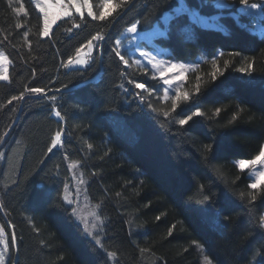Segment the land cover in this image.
Segmentation results:
<instances>
[{
	"label": "trees",
	"instance_id": "trees-1",
	"mask_svg": "<svg viewBox=\"0 0 264 264\" xmlns=\"http://www.w3.org/2000/svg\"><path fill=\"white\" fill-rule=\"evenodd\" d=\"M90 2L98 16L102 0ZM227 2L235 7L217 10L225 31L194 27L190 37L173 31L155 38L175 60L202 57L181 89L189 100L181 96L169 120L163 112L171 111L172 99L160 103L151 91L155 101L141 102L128 80L153 90L155 78L131 62L126 68L112 48L132 23L151 29L173 0H134L103 21L62 18L48 37L40 35L42 17L32 0H0V50L9 60V79L0 82V227L8 264L15 257V264H204L205 257L211 264H264V182L250 188L248 172L233 162L253 159L264 144V39L226 18L239 6ZM97 32L110 37L102 51L85 68L67 69L69 57ZM250 63L249 72L237 71ZM217 66L223 75L213 80ZM33 87L44 93L25 92ZM21 93L23 100L8 104ZM197 109L201 115L188 124L174 122ZM61 130V146L47 153ZM72 162L98 206L102 248L64 202Z\"/></svg>",
	"mask_w": 264,
	"mask_h": 264
},
{
	"label": "snow or ice",
	"instance_id": "snow-or-ice-1",
	"mask_svg": "<svg viewBox=\"0 0 264 264\" xmlns=\"http://www.w3.org/2000/svg\"><path fill=\"white\" fill-rule=\"evenodd\" d=\"M69 3L76 7L77 12H80V8L76 5L75 0H69ZM85 3H87V0H85ZM134 4V0H119L117 3L116 0H104V7L105 9L111 8L112 11H116L117 9H120L124 6L131 7ZM235 7V4H230L227 2V0H194L193 3H189V0H173L172 6L162 12L160 15L154 18L151 28H152V34L153 36H159L168 38L173 31L182 32L187 37H190L192 28L199 27L202 29L206 28H215L217 31H224L225 25L222 23V20L225 18L222 13H219L217 10L225 9V8H233ZM210 9L208 13L204 12V9ZM42 12H44V9H40ZM259 10L261 15V20L258 21L260 25V35L264 36V3L261 2V0H256V2L250 3L249 0H239V7H236V11L234 13L230 12L228 13V16L226 18L231 19L234 24H236L239 27H246L248 23H251V20L249 18H254L255 12ZM17 13L23 12V7L15 10ZM66 15H70V13H65ZM112 13L109 12L108 15H111ZM88 16H90L93 20H105V12H100V14L94 15L91 7H89L88 10ZM81 18L83 19V14L81 13ZM60 19L59 16H53L49 17L47 12L44 14L43 19V29L40 33L43 37H48L50 34V30L52 29L53 24L56 23V21ZM186 20V23H183L182 21ZM140 21H137L135 23H132L129 27H127L126 32L129 34H132L131 36H124L121 39H117L115 41V46L112 48V52L115 54V57H117L123 65L127 68L131 64H135L138 67L141 66V61L139 59H134L133 57L136 54V50L140 49L142 47L140 43V38H138L137 34L139 31H141L140 28ZM17 28L22 27V25L17 24ZM73 28H79L80 24L74 23L72 25ZM69 32L72 31V29H68ZM27 35V33H25ZM106 39H110V37L107 34H102L101 32H97L95 35L91 37L90 40L87 41V46L89 48V55L91 51H94L96 49H100L102 51L103 49V41ZM124 40L128 41V44L130 46L126 47L124 45ZM84 47V45H81V48H77L76 52L79 54L81 52V49ZM160 52L157 51L155 55H153L150 51H139V56L147 58L148 64L152 65V68L155 69H161V65L167 68L168 72H179L180 74L175 77L176 81H180L182 78H186L185 69H191L194 67H197L198 65H188L185 63H180L179 65L176 63H172L171 61H157V55H159ZM222 55V53H221ZM128 57V58H126ZM0 58L7 60V57L3 55V53H0ZM88 61L82 58H77L73 60L71 57H69L67 63L64 65L65 67L72 66V65H84ZM227 61H225V67H227ZM213 64L215 65V58H213ZM253 68V64H248L247 68H241L237 71L240 72H249ZM6 72V69H5ZM223 75V73L220 71L219 67H215V70L212 75V79L216 80L217 75ZM160 75L163 78L164 72L163 70L160 71ZM9 79L8 75L6 74H0V81H7ZM164 85L168 86L165 88V99H168V93L172 88V85L174 83L173 80L170 79H163ZM128 84H134V87L136 89L142 90V92H148L149 95H151V91L144 83H136L133 80L129 79ZM65 89H67L68 85L63 86ZM123 87V85H121ZM56 91H60V89H57ZM124 91L127 93L129 92V89L125 88ZM25 92L29 93H36V94H42L44 93V89L33 87V88H25ZM142 92H137L135 95H137L141 102L144 100V96ZM197 92H199V88H197ZM181 96L183 97L184 101L189 100V95L187 93H181L179 88L176 89V95L172 99V108L171 111H164L163 116L169 120L174 119L171 115V112H175V110L178 107V101H180ZM24 99V93H21L19 96H13L10 100H8V104H11L15 100H23ZM53 101L56 100V97H51ZM151 107V106H149ZM152 111H157V109H152ZM219 109H217V112ZM53 115L57 118L58 122L63 121L65 117L61 114V111L57 110L56 107H53L52 109ZM201 115V112L199 109L192 112L190 115H186L184 118L175 119V123L184 126L188 124L190 121L193 120L194 117ZM4 137H0V141L3 140ZM62 142V130L57 131L54 135V137L51 140V146L48 147L47 153H52L54 149L58 145H60ZM89 148L92 147L91 144L88 145ZM209 149L211 146H207ZM264 162V148H261L260 153L256 158L252 161H245L240 160L237 163V167L241 169L242 171L251 165H256L258 163ZM70 168L75 167V165H69ZM251 175L249 176V179H251ZM262 179H264V172H258L256 181L249 185L252 189H257L258 186L261 184ZM83 183V181H81ZM67 187V186H66ZM63 199L65 202L69 205L73 203L72 200H70L67 196H64ZM257 197L255 195L252 196V200L255 201ZM208 200V197H204V201L206 202ZM71 215L73 217L76 216V210L73 209ZM93 215L96 216V219H100L99 215L96 213H93ZM159 219V217H157ZM260 228H264V216H261L259 221ZM9 227H14V225H10ZM85 232L89 237L94 240L95 244L99 247H103V242L101 238L99 237L98 233H93L88 230L87 223H85ZM5 230L4 228L0 227V244H2L3 251H0V264H5V253L9 252V242L5 238ZM11 247L15 248L17 247V240L15 235L13 234L11 236ZM115 252H107V256L109 258L115 257ZM204 264H211V261L208 257L204 258Z\"/></svg>",
	"mask_w": 264,
	"mask_h": 264
},
{
	"label": "rangeland",
	"instance_id": "rangeland-1",
	"mask_svg": "<svg viewBox=\"0 0 264 264\" xmlns=\"http://www.w3.org/2000/svg\"><path fill=\"white\" fill-rule=\"evenodd\" d=\"M32 1H33L36 9L38 10V12L40 13V15L42 17V29H43V19H44L45 12H47V14L49 15L50 18L53 16H59L60 19H62V18L70 17L73 15H81V13L83 15L84 14L88 15L89 7H91V9H92L90 0H87V3H85V0H75L76 5L80 8V12H77L76 7H73L69 3V0H32ZM102 2H103V8H102L101 12H105V15H107L109 12L112 11V9L111 8L105 9L104 0H102ZM249 2L253 3V2H256V0H249ZM261 2L263 3L264 0H261ZM41 8L44 9V12H42L40 10ZM92 11H93V9H92ZM65 13H70V15H66ZM93 14L95 15L94 11H93ZM60 19H58L56 21V23ZM249 19L251 20V23H248L245 28L247 30H249L251 33H253V34L257 35L258 37L264 39V36L260 35V25H259L258 21L261 20V15H260L259 10H257L255 12L254 18H249ZM55 24H53L52 28L54 27ZM126 29L123 31V33L121 34L119 39H121L124 36H131L132 35V34L127 33ZM51 30H50V33H51ZM137 36H138V38H140V43H141L142 47L140 49L136 50V54L133 58L139 59L141 61V66H139V68L148 70L150 72V74L152 75V77L155 78L156 85L152 91L155 92L156 96H158V99H159L158 102L163 103L169 99H173L176 95V89L179 88V90L181 92V89L183 87V84L186 81L188 74L191 71H193L196 67L191 68V69H185L186 78H182L180 81H176L175 77L180 74L179 72H168L167 68L164 67L163 65H161V69H155L154 70L152 68V65L148 64L147 58L139 56V51L140 50L150 51L153 55H155L157 53V51H159L160 54L157 55V61H171L172 63H176L178 65L180 63H185L188 65L197 64L198 61L202 60V57L200 56L198 59L192 60V61L175 60L173 57H171L168 48L161 47L155 43V38L158 36H153L152 28L149 30H146V31H139ZM123 42H124V45L126 47L130 46L128 44L127 40H124ZM96 50L91 51V53L89 55L90 50H89L87 44H85L84 47L81 49V52L79 54L76 53L72 59L75 60L77 58H82L88 62L84 65H72V66H68L66 68L67 69L85 68L93 60V57L95 55ZM0 53H3V55L6 56L5 53L1 50H0ZM133 65L137 66L135 64H133ZM5 69H6V72H5ZM161 70H163V72H164L163 78L160 75ZM8 71H9V60H8V58H7V60L0 58V74L8 75ZM165 78L174 81L172 88L168 93V99L164 98V96H165L164 90L166 87H168V86L164 85V83H163V79H165ZM138 91L142 92V90H140V89H138ZM142 94H143L145 100H147L149 104L152 100L155 101V96L149 97L148 92H142ZM148 108L150 110H152V107H148ZM64 137H65V135L62 131V140ZM61 144H62V142H61ZM61 144L58 145L57 147L61 146ZM262 148H264V144H263ZM2 158H3V151L0 150V161ZM255 158L256 157H254L253 159H234L233 162L237 165L238 161H240V160L252 161ZM73 164L75 165V167H73V168L69 167L70 168L69 181L66 183V185L64 187V193H63V197L67 196L70 200L73 201V203L71 205H69L65 202V200H64V202L71 207V211H73V209L76 210L75 219L82 226L84 231H85V223H87L88 230L93 232L94 234L98 233L99 237H100L103 223H102L101 218L98 220V219H96V216L93 215V213L98 214V206L96 204H94L93 202H91L86 195V182L87 181H86V178L83 174V171L81 170L80 164L77 162L70 163V165H73ZM244 170H246L248 172L249 176L251 175L252 178L250 179V184H252L256 181L258 172H264V162L258 163L256 165L250 164ZM81 181H83V183H81ZM263 182H264V179H262L261 183H263ZM263 216H264V212H263ZM6 235L7 234L5 232L4 238L7 240ZM3 247L4 246L2 244H0V251H3ZM9 258H10V250H9V252L5 253V264L9 263Z\"/></svg>",
	"mask_w": 264,
	"mask_h": 264
},
{
	"label": "water",
	"instance_id": "water-1",
	"mask_svg": "<svg viewBox=\"0 0 264 264\" xmlns=\"http://www.w3.org/2000/svg\"><path fill=\"white\" fill-rule=\"evenodd\" d=\"M93 80V79H92ZM84 84V82H82V83H80V84H78V85H75V86H73V87H70L69 89H67V90H73V89H76L77 87H79V86H81V85H83ZM61 91H63V90H61ZM13 233V232H12ZM15 249V252H16V247L14 248ZM16 256H17V254H16ZM15 260H16V257H15ZM15 260H14V264H15Z\"/></svg>",
	"mask_w": 264,
	"mask_h": 264
}]
</instances>
